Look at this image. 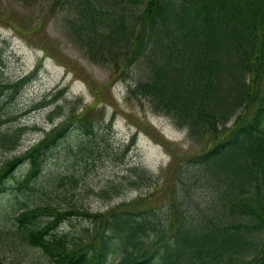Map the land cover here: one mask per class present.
Here are the masks:
<instances>
[{
    "label": "trees",
    "instance_id": "obj_1",
    "mask_svg": "<svg viewBox=\"0 0 264 264\" xmlns=\"http://www.w3.org/2000/svg\"><path fill=\"white\" fill-rule=\"evenodd\" d=\"M49 1L92 61L123 76L145 56L148 75L129 94L202 145L174 155L160 204L137 206L143 196L105 213L51 204L20 211L0 227V264L7 249L26 248L54 264H114L118 247L116 264H264V0H128L133 9L119 8L126 0ZM39 69L0 90L18 94ZM92 116L71 115L23 155L0 161V196L22 166L17 188L28 187L73 132L94 135L101 121ZM73 215L96 222L86 248L69 246L61 230Z\"/></svg>",
    "mask_w": 264,
    "mask_h": 264
},
{
    "label": "rangeland",
    "instance_id": "obj_2",
    "mask_svg": "<svg viewBox=\"0 0 264 264\" xmlns=\"http://www.w3.org/2000/svg\"><path fill=\"white\" fill-rule=\"evenodd\" d=\"M50 6L49 0H0V82L14 83L40 65L18 94L0 90V161L23 155L71 115L88 111L101 124L94 135L78 130L59 142L28 187L17 188L26 172L23 166L16 172L11 188L0 196V227L37 204L105 213L143 196L137 206L162 203L174 155L197 153L202 143L189 138L171 117L155 112L147 99L129 94L148 75L145 56L131 75L119 76L113 63H97L86 55L73 41L66 13H50ZM123 6L135 8L128 0L119 8ZM143 169L154 175L150 183L142 180ZM95 225L90 218L73 215L61 230L69 246L86 248ZM2 256L4 264H54L28 248L7 249ZM123 256L124 249L118 247L114 264Z\"/></svg>",
    "mask_w": 264,
    "mask_h": 264
}]
</instances>
